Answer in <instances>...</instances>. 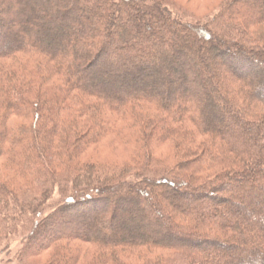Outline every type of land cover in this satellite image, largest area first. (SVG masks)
<instances>
[{
    "label": "trees",
    "instance_id": "trees-1",
    "mask_svg": "<svg viewBox=\"0 0 264 264\" xmlns=\"http://www.w3.org/2000/svg\"><path fill=\"white\" fill-rule=\"evenodd\" d=\"M169 2L0 0L2 21L33 13L0 27V249L27 233L24 253L49 264H264V210L243 200L264 208V0H222L204 21ZM92 146L117 164L84 163ZM130 205L127 225L85 221L111 208L117 225Z\"/></svg>",
    "mask_w": 264,
    "mask_h": 264
},
{
    "label": "rangeland",
    "instance_id": "rangeland-1",
    "mask_svg": "<svg viewBox=\"0 0 264 264\" xmlns=\"http://www.w3.org/2000/svg\"><path fill=\"white\" fill-rule=\"evenodd\" d=\"M221 1L222 0H170L169 5L173 7L172 8L173 15L176 17L177 16L183 17V15H181V13L183 14V12H184L188 16L192 17V19L194 17L195 20L204 21V20L210 18L215 13V11L219 9ZM6 5H7V2H6ZM34 14H36V13H34ZM83 14L85 15V13L82 12L80 8L79 9L76 8V10L74 12H72L71 16L69 17V20H68L69 23L72 21L76 23V20L79 17V15H83ZM42 16H43L42 19L44 21L45 20L51 21L50 17H48L46 15H42ZM3 17H6V15L3 14ZM8 17H6L4 21H2V19H4V18H2L0 20V21H2L0 23L1 24L0 27H1L2 31H5V30L10 31V29H12L13 31H15V33H20V32H22L21 31L22 28L26 26L25 25L27 23L26 21L28 20V22H29V19L31 17H33V13H29L26 17L25 16L23 17V21H24L23 24L22 23H16L15 21L12 20V18H8ZM129 24H130V22H127V20L123 19V20H121V22L119 23L118 26L121 25L123 27H128ZM57 26L60 28H64V24L61 22L58 23ZM116 31L117 30H114V32H116ZM200 43L201 42L197 41L196 44L193 43L191 45V47L189 46V48H193L194 46H196L198 44L200 45ZM202 44H204L207 48H212V42L211 41L209 42L206 39H204L202 41ZM195 60H196V58L194 59L192 57H188V55H187L185 57L184 61L177 62L178 66H179V68L177 70L179 71L180 67H183L185 70L186 69L188 70V67L186 66V64H192V63H194ZM218 61H219V59H218ZM218 61L212 55L208 56V58H207V62L209 63L208 66H211V68H213V66L214 67L217 66L216 64L218 63V67H220V71L222 72V74H227L226 70L223 69L222 63L221 62L219 63ZM96 68H97V66H96ZM96 68H94V66L93 67L90 66L89 71H94V69H96ZM178 71H176V72H178ZM189 73H190L189 75L192 76V79L195 81L194 84L197 83L198 80L196 79V77L193 76L194 73L192 74L190 69H189ZM253 76H256V74H253ZM143 79L141 80V82L143 81ZM145 79H146L145 82L147 83V85L153 84V85L158 86V84H159L157 79H156V76H154V77L153 76H146ZM192 87H193V89H191L192 93L198 94L199 91H197V89L194 90L195 86L193 84H192ZM156 88L159 89L160 87H156ZM175 89H176V92L179 91L177 86L175 87ZM206 91H208L210 93V89H206ZM188 92H191V91H188ZM104 148H106V147L100 148L97 146H92L89 149L81 150L79 153L80 158L83 159L84 163H90V162H94V161H111L114 164H117V162L119 160V155L121 154V152H116V151L112 150L113 151V153H112L111 150H109V153H105L102 151ZM107 151H108V149L106 150V152ZM166 151H167L166 149H163L157 155H159V157L165 158L166 157V153H165ZM114 157H115V159H114ZM166 158H168V156ZM226 189L230 191L231 187L227 186ZM58 194L59 193L57 191L54 195L55 196V198H53L54 200L59 197ZM133 194L135 195V197L138 200L139 205H140V203L142 202L141 196L138 194H135L134 192H133ZM160 198L162 200H165V201H170V199H171V200H175L176 202H180V203L185 201V196H183V195L181 196V195H179V193L170 194V195L163 193L160 195ZM243 200L245 202L249 203L248 213H247L248 215H246L247 217H249V215H250L249 213H251V216H252V215H256V212L259 211V214H260V212H262L264 210V208H262L263 205H260V206L257 205V207L256 206H250L251 202L249 200H247V199H243ZM186 201H187V199H186ZM165 204H166V202H165ZM227 204H229V202L224 200L220 203V207L222 208V205H227ZM136 207L137 206L134 207V205H130L124 209L122 208L116 217V224L117 225H115V223L112 224V222L110 221V216H109L110 211L109 210H111V208H107L106 211H99L98 213H97V211H98L97 210L94 212V215H92V216L89 215V217L87 216L88 219H85V221H88V222L96 221V224L99 225L96 227V229H98V230L106 229V227H109V226L114 227V226H118V225H121V226L127 225V224H129L130 219H131V217L129 216V212L134 211ZM259 214H258V216H259L258 218L261 220L262 217H260L261 214L260 215ZM246 219H248V218H246ZM54 222H55V224L58 223L57 221H54ZM231 226L235 227V223L232 222ZM229 228H231V227H229ZM229 228L227 227L226 229H229ZM73 231H74V229L72 231L68 230V232L65 234H72L71 232H73ZM83 232H85V231H82L81 234H84ZM25 235H27V233L12 236L8 239L5 246H3L0 249V264H49L51 262L50 261L51 259H49V253H43L41 255H38L36 253L35 255H32V256H28V254L26 255V253H24L25 251H27V249H26L27 245L26 246L24 245V241L26 240ZM222 237H224V236H222ZM225 238L226 237H224L223 239H225ZM227 240L234 241V242H240L239 238L235 237V236H232L231 238H227ZM230 243H232V242H230ZM32 249L35 250L36 248H32ZM21 251H22V253L19 255L18 252H21Z\"/></svg>",
    "mask_w": 264,
    "mask_h": 264
}]
</instances>
